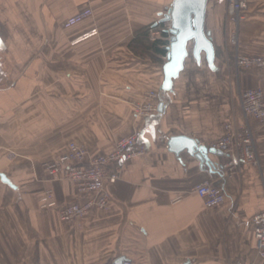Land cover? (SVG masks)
Segmentation results:
<instances>
[{
    "label": "crops",
    "instance_id": "obj_1",
    "mask_svg": "<svg viewBox=\"0 0 264 264\" xmlns=\"http://www.w3.org/2000/svg\"><path fill=\"white\" fill-rule=\"evenodd\" d=\"M174 1L0 0V173L14 186L0 180V264H109L122 256L130 264H264L252 222L264 211V124L247 120L240 103L244 90L264 93V69L235 64L237 54L264 58V4L252 2L235 26L228 0H209L215 67L204 53L198 63L191 52L165 94L167 55L132 43L161 23ZM88 10L86 20L65 27ZM154 89L163 112L135 119L133 103ZM229 123L251 126L259 160L232 177L223 152L209 156L212 171L169 147L173 137L185 136L213 148ZM132 135L146 152L109 167L121 173L107 184L108 209L61 222V207L91 196L53 181L45 165L70 143L84 147L90 160ZM205 182L223 191V205L205 207L194 190ZM48 190L56 208H41Z\"/></svg>",
    "mask_w": 264,
    "mask_h": 264
},
{
    "label": "built area",
    "instance_id": "obj_2",
    "mask_svg": "<svg viewBox=\"0 0 264 264\" xmlns=\"http://www.w3.org/2000/svg\"><path fill=\"white\" fill-rule=\"evenodd\" d=\"M228 20L238 26L245 20V14L252 2L264 4V0H228ZM92 15V11H85L75 18L69 20L66 28L73 27ZM171 26L163 29L159 26L150 31L149 39L157 42L164 32H169ZM97 31L85 34L78 40H86L97 35ZM164 38V40H169ZM76 40V41H78ZM232 43L238 46V37L232 36ZM237 68L244 70L264 69V58L261 56H246L237 54L235 58ZM159 93L151 90L144 94L141 101L133 103L135 119L153 116L158 111L157 100ZM240 103L245 118L254 119L264 124V93L261 89H247L240 93ZM213 148L228 156L224 170L228 177H232L244 165H258V155L254 132L247 123L243 126H236L229 123L225 126V134L219 139ZM144 146H137L135 135L122 137L116 143L114 152L105 155H98L90 158L87 150L73 142L68 146L67 151L56 161L45 165L46 170L53 181H67L74 185L77 192L82 195H90V199L84 203L66 204L59 210V217L63 223H73L89 216L94 210H107L111 197L107 190V184H115L120 179L121 169L110 174L109 167L116 162L126 163L128 160L145 154ZM88 162V164H86ZM195 193L204 201L208 209L217 208L225 203L226 196L223 191L212 182H205L198 185ZM40 205L43 209L57 207L53 191H46L40 198ZM254 225V236L258 255L264 260V211L255 215L252 219ZM234 264H243L235 262Z\"/></svg>",
    "mask_w": 264,
    "mask_h": 264
},
{
    "label": "water",
    "instance_id": "obj_3",
    "mask_svg": "<svg viewBox=\"0 0 264 264\" xmlns=\"http://www.w3.org/2000/svg\"><path fill=\"white\" fill-rule=\"evenodd\" d=\"M209 0H175L163 16L161 23L171 26L170 45L166 47L167 62L163 67L164 81L161 86L162 93L173 91L174 82L185 69V63L192 52L198 63H201L202 54L211 68L215 66L217 50L213 44L211 33L207 31L206 20ZM164 104L161 103L158 112H163ZM171 151L180 154L186 151L189 156L195 157L200 163L215 170L217 166L210 160V155H222L216 148H209L199 141L185 137H173L170 140ZM0 180L12 187V183L3 173ZM125 257L117 258L113 264H130Z\"/></svg>",
    "mask_w": 264,
    "mask_h": 264
},
{
    "label": "trees",
    "instance_id": "obj_4",
    "mask_svg": "<svg viewBox=\"0 0 264 264\" xmlns=\"http://www.w3.org/2000/svg\"><path fill=\"white\" fill-rule=\"evenodd\" d=\"M159 25H166L165 23H159ZM155 26H150L148 28H145L141 32L137 33L136 39L133 41V45L138 46L140 48H144L146 51H151L153 54H160L163 56L167 55L166 46L170 44L169 40H164V38H171L170 32H164L161 39H159L157 42H150L149 35L151 29H153ZM156 90V89H155ZM158 91V90H157ZM159 93V92H158ZM109 264H113V262H110Z\"/></svg>",
    "mask_w": 264,
    "mask_h": 264
},
{
    "label": "rangeland",
    "instance_id": "obj_5",
    "mask_svg": "<svg viewBox=\"0 0 264 264\" xmlns=\"http://www.w3.org/2000/svg\"><path fill=\"white\" fill-rule=\"evenodd\" d=\"M155 90V89H154Z\"/></svg>",
    "mask_w": 264,
    "mask_h": 264
}]
</instances>
